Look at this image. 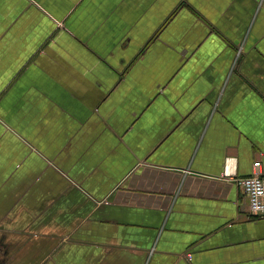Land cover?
<instances>
[{
	"label": "crops",
	"instance_id": "1",
	"mask_svg": "<svg viewBox=\"0 0 264 264\" xmlns=\"http://www.w3.org/2000/svg\"><path fill=\"white\" fill-rule=\"evenodd\" d=\"M255 161L264 0H0V264H264Z\"/></svg>",
	"mask_w": 264,
	"mask_h": 264
},
{
	"label": "built area",
	"instance_id": "2",
	"mask_svg": "<svg viewBox=\"0 0 264 264\" xmlns=\"http://www.w3.org/2000/svg\"><path fill=\"white\" fill-rule=\"evenodd\" d=\"M247 200L249 213L256 217L264 216V165L260 161L252 164L250 176L235 180Z\"/></svg>",
	"mask_w": 264,
	"mask_h": 264
}]
</instances>
